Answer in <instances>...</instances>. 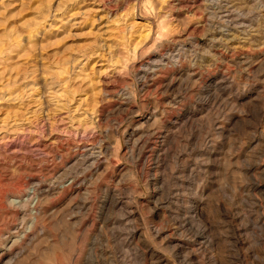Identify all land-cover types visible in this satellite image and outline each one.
I'll list each match as a JSON object with an SVG mask.
<instances>
[{
    "label": "rangeland",
    "instance_id": "374dc122",
    "mask_svg": "<svg viewBox=\"0 0 264 264\" xmlns=\"http://www.w3.org/2000/svg\"><path fill=\"white\" fill-rule=\"evenodd\" d=\"M0 264H264V0H0Z\"/></svg>",
    "mask_w": 264,
    "mask_h": 264
},
{
    "label": "bare ground",
    "instance_id": "6f19581e",
    "mask_svg": "<svg viewBox=\"0 0 264 264\" xmlns=\"http://www.w3.org/2000/svg\"><path fill=\"white\" fill-rule=\"evenodd\" d=\"M2 128V127H1ZM7 130V129H6ZM16 131V130H15ZM9 132V131H8ZM23 132V131H22ZM8 134V133H7ZM27 134V133H26ZM13 135V134H12ZM4 136V135H3ZM2 138V137H1ZM12 140V139H11ZM9 141V140H8ZM11 144V143H10Z\"/></svg>",
    "mask_w": 264,
    "mask_h": 264
}]
</instances>
